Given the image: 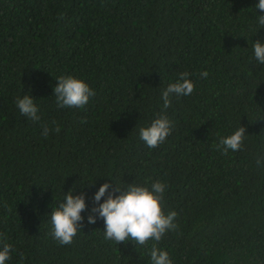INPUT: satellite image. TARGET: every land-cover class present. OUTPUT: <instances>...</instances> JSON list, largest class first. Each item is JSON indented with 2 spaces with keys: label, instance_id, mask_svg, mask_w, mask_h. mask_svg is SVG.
I'll return each instance as SVG.
<instances>
[{
  "label": "trees",
  "instance_id": "1",
  "mask_svg": "<svg viewBox=\"0 0 264 264\" xmlns=\"http://www.w3.org/2000/svg\"><path fill=\"white\" fill-rule=\"evenodd\" d=\"M258 3L0 0V248L11 246L5 264H152L153 244L171 264H264ZM182 72L194 91L173 95L164 109L161 93ZM61 75L94 90L84 108H57L53 88ZM24 94L34 98L38 121L20 114L16 100ZM159 115L174 127L149 148L139 129ZM240 126L241 150L217 147ZM156 181L165 185L163 212L178 214V227L159 242L116 243L105 239L102 218L88 223L101 184L151 190ZM69 190L84 194L86 210L73 242L60 245L50 235L51 211Z\"/></svg>",
  "mask_w": 264,
  "mask_h": 264
},
{
  "label": "clouds",
  "instance_id": "2",
  "mask_svg": "<svg viewBox=\"0 0 264 264\" xmlns=\"http://www.w3.org/2000/svg\"><path fill=\"white\" fill-rule=\"evenodd\" d=\"M256 8L264 11V0H259ZM264 26V15L258 17V28ZM254 58L258 63H264V42L254 41ZM187 72L180 73V78L175 83H170L161 93L163 108L171 106V97L188 96L194 91V84L188 79ZM207 77V71L201 73ZM53 88L57 108H84L94 90L83 80L71 75H61L56 79ZM16 106L24 117L38 121V107L34 98L28 94L17 98ZM174 125L165 115H159L148 127L139 129V138L149 148H156L162 144L171 134ZM55 131L60 127L56 125ZM49 128L43 126L42 135L47 137ZM245 127L240 126L231 135L220 140L217 147L223 146V150H241L245 139ZM260 164V159H257ZM111 189V190H110ZM118 193L114 195L113 193ZM165 192V185L159 181L152 183L151 190L148 187L134 183L115 185L111 188L108 182L101 184L93 195V206L87 216L89 224H95L97 218L104 221L105 239L114 240L116 243L128 240L146 246L148 241L159 242L169 230H175L178 226L174 222L178 215L175 211L165 214L162 210L161 201ZM106 197L101 203V198ZM86 210L85 196L83 193L73 195L69 190L58 207L51 211L50 235L60 245H70L78 231L83 227L81 213ZM11 246L4 243L0 248V264H5L10 258ZM23 259V253L20 254ZM152 264H171L166 251L160 250L153 244L150 251Z\"/></svg>",
  "mask_w": 264,
  "mask_h": 264
}]
</instances>
